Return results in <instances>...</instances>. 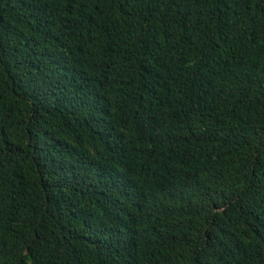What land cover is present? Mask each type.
<instances>
[{"label": "trees", "instance_id": "1", "mask_svg": "<svg viewBox=\"0 0 264 264\" xmlns=\"http://www.w3.org/2000/svg\"><path fill=\"white\" fill-rule=\"evenodd\" d=\"M0 264H264V0H0Z\"/></svg>", "mask_w": 264, "mask_h": 264}]
</instances>
